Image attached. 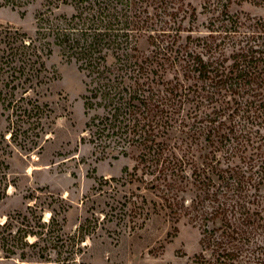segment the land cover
<instances>
[{
    "label": "trees",
    "instance_id": "16d2710c",
    "mask_svg": "<svg viewBox=\"0 0 264 264\" xmlns=\"http://www.w3.org/2000/svg\"><path fill=\"white\" fill-rule=\"evenodd\" d=\"M42 1L34 33L0 28V94L14 78L38 94L58 49L84 75L81 140L102 159H133L106 178L116 193L128 187L124 210L198 226L193 264H264V15L231 9L264 0H203V29L187 0ZM61 5L73 12L56 13ZM36 226L0 232V263L45 257Z\"/></svg>",
    "mask_w": 264,
    "mask_h": 264
},
{
    "label": "rangeland",
    "instance_id": "374dc122",
    "mask_svg": "<svg viewBox=\"0 0 264 264\" xmlns=\"http://www.w3.org/2000/svg\"><path fill=\"white\" fill-rule=\"evenodd\" d=\"M187 2L197 9V24L203 29L210 16L203 0ZM43 9L42 0L24 7L0 5V28L34 33ZM231 9L264 15V3L247 1ZM72 12L70 5L56 9L58 14ZM147 45L143 40L142 48ZM42 74L46 81L38 94L13 87L20 78L2 84L0 177L6 173L7 196L0 195V223L8 215L10 219L0 232L19 236L31 225L42 229L45 257L32 258L38 259L33 264H193L201 249L199 227L185 219L175 223L164 211L149 217L126 212L122 204L128 187L119 183L116 193L115 183L106 178L124 176V167L132 166L133 159H102L90 142L81 140L84 134L88 137L84 130L89 116L82 98L84 75L77 63L57 49L46 59ZM35 238L28 235L29 241ZM16 262L29 264L17 256L0 264Z\"/></svg>",
    "mask_w": 264,
    "mask_h": 264
}]
</instances>
